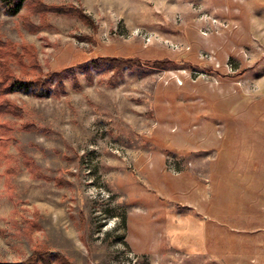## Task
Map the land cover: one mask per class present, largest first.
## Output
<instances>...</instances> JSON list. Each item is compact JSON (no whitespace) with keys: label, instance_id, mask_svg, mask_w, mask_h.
<instances>
[{"label":"rangeland","instance_id":"obj_1","mask_svg":"<svg viewBox=\"0 0 264 264\" xmlns=\"http://www.w3.org/2000/svg\"><path fill=\"white\" fill-rule=\"evenodd\" d=\"M99 56L173 63L0 95V264H264V0L0 11L2 78Z\"/></svg>","mask_w":264,"mask_h":264},{"label":"trees","instance_id":"obj_2","mask_svg":"<svg viewBox=\"0 0 264 264\" xmlns=\"http://www.w3.org/2000/svg\"><path fill=\"white\" fill-rule=\"evenodd\" d=\"M28 0H0V11L4 9L11 15L17 14ZM47 9L59 12V13H72L74 10H68L65 7H48L39 5L38 11H46ZM173 61L170 59H155L142 61L136 57H119V56H99L89 59L85 62L78 64L76 67L66 68L59 72H50L45 77H38L35 79H25L12 76L10 78H2L7 76L8 67L6 63L0 61V95L7 91H25L31 92L39 97H47L51 94L58 95V90L63 89V75L73 76L76 73V69L86 70L90 72L92 69L100 70L104 68L115 69L116 72L122 71L125 67L130 69L134 67L144 66H164L172 64ZM56 80V84L53 85V81ZM2 105V104H0ZM3 109V108H0ZM47 255V254H46ZM43 255L41 258H43ZM50 255V254H49ZM26 264H37L36 261L30 258Z\"/></svg>","mask_w":264,"mask_h":264}]
</instances>
